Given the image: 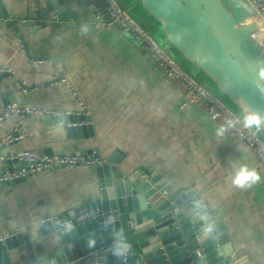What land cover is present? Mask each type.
Wrapping results in <instances>:
<instances>
[{
  "label": "crops",
  "instance_id": "obj_1",
  "mask_svg": "<svg viewBox=\"0 0 264 264\" xmlns=\"http://www.w3.org/2000/svg\"><path fill=\"white\" fill-rule=\"evenodd\" d=\"M34 1L2 0L27 35L31 55L51 60L30 61L0 10V71H9L23 85H38L25 91L13 78L3 77L4 97L20 109L51 111L47 117L88 115L94 136L69 140L60 119L46 123L11 113L0 118V142L13 137L21 120L24 137L9 143L2 154L71 155L96 149L105 159L119 151L126 157L118 166L123 173L143 167L171 181L172 191L195 190L211 207L215 221L225 223L234 252L247 256L250 264H264V166L246 145L233 137L218 138L216 129L221 124L204 108L182 107L188 90L164 83L129 32L96 27V13L103 14L98 7L82 8L77 26L60 24L29 35L21 24L35 7ZM222 1L236 7L243 20L248 16L232 0ZM2 105L0 98V113ZM87 163L0 183V235L17 231L23 239L8 253L12 264H42L59 254L56 235L39 234L38 227L84 201L93 177ZM242 165L257 170L261 182L247 190L235 188L229 177ZM20 166H0V174Z\"/></svg>",
  "mask_w": 264,
  "mask_h": 264
},
{
  "label": "water",
  "instance_id": "obj_2",
  "mask_svg": "<svg viewBox=\"0 0 264 264\" xmlns=\"http://www.w3.org/2000/svg\"><path fill=\"white\" fill-rule=\"evenodd\" d=\"M138 2L161 31V36H156L145 23L143 27L151 34L152 30L157 41H163L178 63L180 57L194 67L196 72L188 73L196 79L199 74L204 79L201 83L241 116L249 108L264 113V94L255 86L258 71L264 66V44L255 36L260 26L251 19L256 13L246 0H232L248 15L245 20L232 17L222 0ZM34 5L21 24L29 35L60 24L77 26L84 7L93 5L103 13L106 11L102 0H35ZM0 10L2 19L15 31L30 61L51 60L34 58L29 51L27 35L16 20L11 19L2 0ZM117 27L122 29L120 25ZM6 76L13 78L25 91L38 86L23 85L9 71H0L3 104L0 118L5 117L10 106L1 86V80ZM22 116L46 123L60 119L69 140L94 136L88 115L47 117L39 113ZM21 133L23 128L20 127L18 134ZM259 134L264 138V131ZM7 147L8 140L0 142V166L28 165L9 157H14L15 152L3 155ZM47 155L54 156L52 152ZM58 156L85 157L93 177L89 192L78 207L55 219L40 222L39 234H55L60 249L56 257L42 264H250L247 256L239 257L234 252L225 223L215 221L211 207L195 190L172 191L171 181L143 167L123 173L118 166L123 165L126 157L119 151L105 159L96 149ZM68 165L75 164L55 163L46 169ZM14 170L19 169L9 172ZM21 243L23 239L17 231L0 235V264H12L8 253Z\"/></svg>",
  "mask_w": 264,
  "mask_h": 264
},
{
  "label": "built area",
  "instance_id": "obj_3",
  "mask_svg": "<svg viewBox=\"0 0 264 264\" xmlns=\"http://www.w3.org/2000/svg\"><path fill=\"white\" fill-rule=\"evenodd\" d=\"M106 11L102 14L96 13V27L100 29L117 27L120 25L123 30L129 32L134 40L140 45L143 56L151 63L159 72L160 79L168 84L184 86L189 92V98L183 103L182 107L191 104L196 107L204 108L209 117L213 121L219 122L221 125L226 119H239L242 121L243 116L237 113L231 106H229L219 95L214 91L204 86L190 73L186 72L182 66L171 56V54L157 41L153 35L143 27L139 20H137L131 13L122 8L117 0H103ZM251 8L255 11V20L259 21L264 26V0H246ZM63 81V80H62ZM51 111H40L35 108L20 109L16 105H10L7 108V117L11 113H18L22 120H25L23 114H39L44 113L50 115ZM19 121L14 128L13 135L8 142L13 143L21 140L23 133L18 134L20 127L23 126V121ZM224 136L233 137L244 143L251 153L254 160L260 162L264 166V138L255 132V130H248L243 128L242 123L238 124L236 129H231L225 133ZM20 162H27L28 165L21 164L19 170L13 172H5L0 174V183L17 182L25 177L52 167L55 163H69L79 164L86 163L85 157L71 158L54 156H41L32 151H22L17 153L14 157Z\"/></svg>",
  "mask_w": 264,
  "mask_h": 264
},
{
  "label": "clouds",
  "instance_id": "obj_4",
  "mask_svg": "<svg viewBox=\"0 0 264 264\" xmlns=\"http://www.w3.org/2000/svg\"><path fill=\"white\" fill-rule=\"evenodd\" d=\"M87 31V27L84 28ZM257 90L264 94V66L258 71V79L255 82ZM248 130L255 132L264 131V113L249 108L248 112L243 115L242 121L239 119H226L225 122L217 127L216 136L223 137L225 133L231 129H236L238 124ZM232 185L240 190H247L261 182V175L257 170L249 168L247 165H242L235 172L234 176L229 177Z\"/></svg>",
  "mask_w": 264,
  "mask_h": 264
},
{
  "label": "trees",
  "instance_id": "obj_5",
  "mask_svg": "<svg viewBox=\"0 0 264 264\" xmlns=\"http://www.w3.org/2000/svg\"><path fill=\"white\" fill-rule=\"evenodd\" d=\"M117 2L122 8L128 10L132 16L138 18L141 23H145L146 25L151 27L155 31L156 36H161V31L151 22L148 15L140 7L138 0H117ZM178 61L185 71L190 73L196 72L192 65L187 64L180 57H178Z\"/></svg>",
  "mask_w": 264,
  "mask_h": 264
},
{
  "label": "bare ground",
  "instance_id": "obj_6",
  "mask_svg": "<svg viewBox=\"0 0 264 264\" xmlns=\"http://www.w3.org/2000/svg\"><path fill=\"white\" fill-rule=\"evenodd\" d=\"M228 10H229L232 17H235V18L237 17L235 12L230 7H228ZM254 18H251V19L256 21ZM257 22L259 23V21H257ZM255 36H256L257 40H259L262 44H264V26H263V24H260V30L258 32H256Z\"/></svg>",
  "mask_w": 264,
  "mask_h": 264
},
{
  "label": "rangeland",
  "instance_id": "obj_7",
  "mask_svg": "<svg viewBox=\"0 0 264 264\" xmlns=\"http://www.w3.org/2000/svg\"><path fill=\"white\" fill-rule=\"evenodd\" d=\"M224 5L227 6V7H230V8L235 12V14H236V16H237V17H236L237 19H241V18H242V16L240 15L239 11H237L236 8H235L233 5H230V4H227V3H224ZM151 32H152V35H153V31H152V30H151ZM161 43H162V46L166 48V46H165V44L163 43V41H161ZM201 78H202V77H201ZM203 80H204V79L202 78L201 81H203Z\"/></svg>",
  "mask_w": 264,
  "mask_h": 264
}]
</instances>
